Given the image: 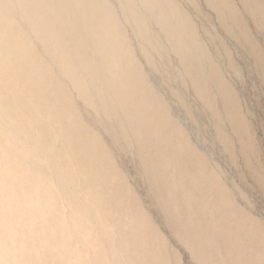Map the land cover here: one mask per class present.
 Wrapping results in <instances>:
<instances>
[{
	"label": "bare ground",
	"instance_id": "obj_1",
	"mask_svg": "<svg viewBox=\"0 0 264 264\" xmlns=\"http://www.w3.org/2000/svg\"><path fill=\"white\" fill-rule=\"evenodd\" d=\"M112 1L0 0V264H177L115 146L136 152L194 263L264 264V228L192 145L117 14L151 63L166 51L157 24L207 106L217 112L215 87L242 130L235 96L189 11L178 0ZM208 2L229 29L244 27L233 0ZM245 3L264 22L263 4Z\"/></svg>",
	"mask_w": 264,
	"mask_h": 264
},
{
	"label": "rangeland",
	"instance_id": "obj_2",
	"mask_svg": "<svg viewBox=\"0 0 264 264\" xmlns=\"http://www.w3.org/2000/svg\"><path fill=\"white\" fill-rule=\"evenodd\" d=\"M233 1L245 24L243 28L236 26L231 30L208 0H178L186 13L189 11L188 17L197 28L207 55L218 66L222 79L235 96L237 110L245 125L242 130L228 117L229 108L226 100L224 101L225 97L215 87L213 94L217 112L207 106L193 81L186 76L180 57L171 50L169 41L157 24L153 23L152 29L160 35L166 51L163 56L155 53L154 63H151L139 46L142 44L141 39L134 34L130 24L124 21L118 3L115 1L117 4H112L115 11L120 12L117 14L122 18L128 36L130 35L137 60L171 109L174 118L186 129L192 145L231 194L237 207L264 228V63L261 61H264V22L259 23L253 14L250 15L251 11L245 0ZM259 1L264 7V0ZM240 31L249 35L254 47L248 42L244 32L242 34ZM89 115L92 116L90 112ZM89 118L95 122L94 118ZM93 124L97 132L102 133L109 141V134L105 132L103 124L99 121ZM124 149L114 147L117 163L123 167L135 193L159 226L177 258V264H197L167 224L153 198L136 152L125 149V153Z\"/></svg>",
	"mask_w": 264,
	"mask_h": 264
}]
</instances>
